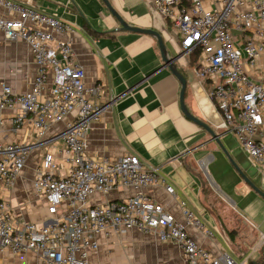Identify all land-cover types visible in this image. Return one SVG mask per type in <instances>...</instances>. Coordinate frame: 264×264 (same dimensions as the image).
Here are the masks:
<instances>
[{
    "label": "crops",
    "instance_id": "obj_1",
    "mask_svg": "<svg viewBox=\"0 0 264 264\" xmlns=\"http://www.w3.org/2000/svg\"><path fill=\"white\" fill-rule=\"evenodd\" d=\"M10 1L70 24L73 31L61 37L72 41L87 85H103L101 102L106 106L91 125L87 154L94 159L134 154L144 167L157 168L163 181L145 189L151 199L180 221H184V209L192 211L203 226H189L188 230L212 254L227 252L239 261L250 256L264 233V197L242 173L264 191V162L255 163L236 135L220 127L223 116L210 96L212 83L196 77L197 58L184 54L178 33L154 14L153 0L109 1L129 24L162 34L170 56H178L176 65L186 78V106L220 135L224 149L181 110V83L164 65L157 39L121 30L103 0ZM3 15L17 16L0 6ZM36 70L26 43L8 40L0 31V91L3 84L15 92L29 90ZM17 112L0 110V144L37 143L30 119L16 128L12 119ZM62 128V123H52L46 138L52 139ZM64 147L60 139L35 144L15 184L2 187L3 198L19 222L47 224L60 215L49 212L47 200L34 191V179L48 150L61 162L60 172H66ZM166 185L174 188V194L167 192ZM132 192L128 188H118L110 195L96 192L89 203L121 200ZM98 240L100 247L90 254L88 264H185L180 246L160 240L155 233L111 229L98 235ZM0 264H42V260L32 251L19 254L5 249L0 251Z\"/></svg>",
    "mask_w": 264,
    "mask_h": 264
},
{
    "label": "built area",
    "instance_id": "obj_2",
    "mask_svg": "<svg viewBox=\"0 0 264 264\" xmlns=\"http://www.w3.org/2000/svg\"><path fill=\"white\" fill-rule=\"evenodd\" d=\"M0 6L17 14L0 16V31L8 40H23L37 68L25 92L2 85L0 110L18 111L12 119L16 128L30 119L36 145L62 140L68 163L62 174L61 162L48 150L34 179L36 194L47 200L51 214L60 215L47 224L19 222L1 189L15 184L35 144H0V251H32L42 264H88L90 254L100 247L98 235L136 229L176 242L185 264H245L262 252L264 233L246 260L227 252L212 254L188 230L203 226L192 211L184 209L180 221L148 196L145 189L163 181L157 168L144 167L134 154L91 158L88 134L106 106L101 102L104 87L87 85L72 41L61 37L73 27L10 0H0ZM153 12L178 33L184 54H197L195 75L212 83L209 93L223 116L220 127L236 135L255 163L264 162V0H153ZM55 122L63 124L62 130L46 138ZM118 188L133 192L121 200L90 205L94 193L110 195ZM166 190L174 194L171 185Z\"/></svg>",
    "mask_w": 264,
    "mask_h": 264
},
{
    "label": "water",
    "instance_id": "obj_3",
    "mask_svg": "<svg viewBox=\"0 0 264 264\" xmlns=\"http://www.w3.org/2000/svg\"><path fill=\"white\" fill-rule=\"evenodd\" d=\"M103 2L105 3L109 11L118 19L119 23L121 24V28H120L121 30H130V31H135V32L147 33V34L154 36L157 39L160 52H161V56L165 63L164 65H167L170 68L171 72L179 79L181 83V92H180L181 110L189 119L193 120L194 122L199 124L201 127H203L211 135V140L216 141L224 149V146L220 141V135L210 125H208L206 122H204L203 120H201L200 118L192 114L190 110L188 109V107L186 106L185 101H184V93H185L186 84H187L186 78L181 73V71L178 69L176 65L178 56H170L168 49L166 47V44L163 40L162 34L158 30L141 28V27L133 26L129 24L119 14V12L112 6L109 0H103ZM242 175L245 181L248 182L251 185V187L256 190V192H258L262 197H264V191L260 189L257 186V184L254 181H252L248 176H246L243 173ZM251 264H264V263L261 261L252 260Z\"/></svg>",
    "mask_w": 264,
    "mask_h": 264
},
{
    "label": "trees",
    "instance_id": "obj_4",
    "mask_svg": "<svg viewBox=\"0 0 264 264\" xmlns=\"http://www.w3.org/2000/svg\"><path fill=\"white\" fill-rule=\"evenodd\" d=\"M191 55L194 56L195 58H197V54H196V53H193V54H191ZM261 253H262L261 258L258 259V260L256 259V260H257V261H261V262L264 263V249L262 250ZM253 256H254V255H252V256L249 258V263H250V264H251V261L254 260V259H253Z\"/></svg>",
    "mask_w": 264,
    "mask_h": 264
},
{
    "label": "rangeland",
    "instance_id": "obj_5",
    "mask_svg": "<svg viewBox=\"0 0 264 264\" xmlns=\"http://www.w3.org/2000/svg\"><path fill=\"white\" fill-rule=\"evenodd\" d=\"M240 145H241V144H240ZM241 147H242V145H241ZM263 167H264V166H263ZM261 256H262V253H259V252H258V253L255 254V256L253 257V259H254V260H256V259L258 260V259L261 258ZM246 259H247V258H246ZM246 259H245V260H246ZM245 264H250V263H249V262H246Z\"/></svg>",
    "mask_w": 264,
    "mask_h": 264
}]
</instances>
